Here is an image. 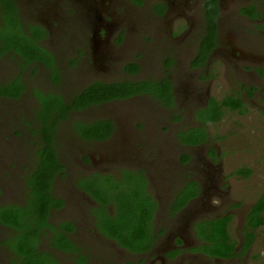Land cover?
<instances>
[{"label": "flooded vegetation", "instance_id": "flooded-vegetation-1", "mask_svg": "<svg viewBox=\"0 0 264 264\" xmlns=\"http://www.w3.org/2000/svg\"><path fill=\"white\" fill-rule=\"evenodd\" d=\"M127 1L135 8L147 3ZM206 1L184 0L189 8L172 10L160 0L146 22L133 23L99 0H0V234L14 233L0 239V246L16 256L8 264L18 259L14 237L27 231L2 223L7 211H15L28 230L41 227L38 238L31 236L34 246L40 235L48 236L41 264L45 257L59 264L53 251L62 254L61 263L96 264L95 253L116 247L124 252H110L116 261L109 264H147L150 257L161 258L160 264L238 260L200 252L194 226L233 217L217 213L225 180L214 169L218 153L209 147L208 126L219 124L227 112L245 114L257 86L264 93V0H210L214 5L208 10ZM192 8L184 31L174 35L166 24L163 30V23L173 24ZM145 35L155 48L142 44ZM168 48L172 55L159 71L149 56ZM3 62L10 72L2 70ZM216 63L226 72L238 70L244 82H234L219 100L202 94ZM152 66L157 77L149 75ZM229 98L242 107L223 106L217 121L201 119L213 114V99ZM200 129L205 140L187 143ZM47 144L58 166L51 169V198L40 226L35 206L43 198L36 199L32 183L40 172L39 151ZM235 173L248 177L251 171ZM127 200L138 210L152 205L151 234L145 232L138 244L149 245L146 250L130 252L101 229L103 222L117 220ZM244 222L235 253L242 250ZM260 232L255 230L253 244Z\"/></svg>", "mask_w": 264, "mask_h": 264}, {"label": "rangeland", "instance_id": "rangeland-1", "mask_svg": "<svg viewBox=\"0 0 264 264\" xmlns=\"http://www.w3.org/2000/svg\"><path fill=\"white\" fill-rule=\"evenodd\" d=\"M75 1L77 2L78 0ZM159 1L160 0H146L147 3L143 8H135L127 0H99V4L109 11L111 9L114 14L122 19L125 16L128 18L127 22L136 23L141 21L146 22L148 16L150 18L152 15V6ZM167 2L170 7H172V10H176L177 8L174 7H177L178 5H184L181 7L189 8L184 0H167ZM192 11H196V8H192V10L189 9L185 15L180 16L181 19H177L173 24L168 25L167 23H163V30H165L166 24V29H173L174 35H178L181 31H184V27H188L187 22ZM197 11L199 12L200 10ZM195 15L198 16L197 12ZM158 26L159 25L154 28L157 31ZM143 39L145 40L142 41L144 46L155 48L153 40H150V36L145 35L141 40ZM156 55L150 54V60L154 61L153 64H155V66L157 65L159 71H163L166 58H170L172 52L168 48V50L166 49L164 51L161 50L160 52H156ZM220 63H216V66L213 67V71H209V73L212 74L211 82L202 84L204 86V92L202 93L204 98L210 96L219 100L221 99V95L228 91V88L234 86V82L241 81L238 76V70L226 72L223 65L219 66ZM2 65V70H5V73L10 72L9 69H11V67L7 66L5 62H3ZM155 66H152V69H147H149V75L157 77V71H154ZM243 83L244 82L241 81V84ZM261 85H263V83H261ZM207 86L211 89H208ZM255 86L257 85L255 84ZM259 88L260 87L257 86L256 90H254L256 92L251 95V99L248 100L249 102L246 101L247 109L245 114L239 115L227 112L225 118L219 124L208 126V131L211 136L209 147L218 153L214 169L220 173L222 180H225L220 187L222 188V192L219 194V200L217 201L220 206H223H221L220 211H217V213L220 215L227 212L232 214L233 217L229 224V233L235 242L238 241V237L240 236L239 231L243 226V220L245 219V214L249 211L250 205L258 196L264 193V93H258ZM261 88L262 92H264V87ZM63 89L65 91L68 90V85L66 83L63 84ZM62 129L65 130V127L62 126ZM200 148L201 147H197L195 149ZM203 151H205L204 148ZM241 168L249 169L251 174L248 177L237 175L235 173L236 170ZM145 209H147V207H140L138 210L137 206H135L137 213L136 218L133 219L136 222L132 225H128L130 229L138 228L137 232L140 234L142 233L147 213L140 212H143ZM129 216L130 215L127 211L122 213L119 210L117 212V220L114 224L103 222L101 229L107 236H116L117 229H120L121 231L118 234L120 238L128 243L127 245L131 248H135V244H137L138 240L135 237L134 239L129 237L128 234L131 232L124 229L128 224ZM161 225H165L163 220ZM13 234L12 231H6L5 233L0 234V239H3L6 236H13ZM39 238L36 248L39 251H49L47 249L48 236L43 237L40 235ZM110 252L117 253L124 251L121 250V248L116 247L109 251L106 250L101 253H95L94 261L96 264H109V260L116 261L111 259ZM52 253L57 258L59 264L67 263V261L61 263V260L63 261L61 253H57L56 251H53ZM237 253L240 254L238 260L235 259L225 262L200 258L197 262L199 264H206L205 262H208V264H264V231H261L258 234L255 243L246 253L241 252V250ZM137 257L138 256L131 258L137 260ZM15 258L16 256L9 252L6 247L0 246V264H8L9 261ZM122 258L127 259L128 257L122 255ZM150 258L147 261V264H151L152 262L153 264L161 263V258ZM46 260L48 259L45 257L44 264H50L49 261ZM171 263L175 264L176 262L174 263L171 261ZM112 264L117 263L113 262Z\"/></svg>", "mask_w": 264, "mask_h": 264}, {"label": "trees", "instance_id": "trees-1", "mask_svg": "<svg viewBox=\"0 0 264 264\" xmlns=\"http://www.w3.org/2000/svg\"><path fill=\"white\" fill-rule=\"evenodd\" d=\"M206 9L208 7H213L214 2L207 0L206 1ZM209 9V8H208ZM207 9V10H208ZM205 42L203 43L204 48ZM18 49V47L16 46ZM24 48H28L27 46ZM23 47H20L21 52L24 54L27 50ZM147 85V84H143ZM168 86L167 81L162 82L161 86L164 88ZM167 94V91H166ZM228 101V102H226ZM223 106H229L230 109H240L242 105H240L239 101L234 100L233 98L224 99L221 100V102L215 101L214 99L210 102L209 107L213 108V114L209 118H201L204 111H201L199 114V118L202 120H208V121H217L221 117L223 111ZM243 111H241L242 113ZM189 140V139H188ZM205 140V133L202 129L196 130L195 136L193 138H190V140L187 143L190 144H199ZM40 151H45L44 154H41ZM39 151V154L41 156L39 169L40 171L37 175V178L35 182L32 183V186L35 187L36 191V199H42L43 203L38 204L35 206L37 216H39L38 220L40 222V226L42 224H45L46 221V214L48 210V201L51 198L50 195V186H51V180L54 176V172L51 171V169H54L58 166L57 159L54 155V149L51 146V144H47L45 147H43ZM238 174H244L247 175L249 173L248 170H239L237 172ZM53 203V202H52ZM122 206L120 208V212L125 213L126 211L130 215L128 218V224L124 228L127 231H130L131 233L128 234L129 237H134L138 240L137 244H135V248H131L128 243H126L124 240L120 238L118 235L121 231L120 229H117V235L111 236L113 237L117 243L129 249L130 252H137L139 250H146L147 247H142L138 244H142L149 235L151 234V225H150V213L152 210V205H148V209L143 210V212L140 213H146V223H144L142 228V233L140 234L137 232V229H130L128 225L134 224L136 221L133 218H136L137 211L135 210V206H131L130 200L122 201ZM55 207L59 206V203H54ZM123 215V214H121ZM149 215V217H148ZM108 217H111L108 215ZM1 221L4 224H7L10 226L13 231H27V233H21L17 234L14 239H17V243L13 245V249L15 251V254L18 255V259L14 261L13 264H41V256L42 253L34 246L33 239L31 238L32 235L37 236L41 227L38 225L36 228H32L28 230V227L25 223H22L17 215L15 214V211H7L3 212L1 216ZM230 222V217H222V218H216L212 219L210 221H202L198 222L194 229L198 231L197 238L202 243L198 246V250L205 255L211 257V258H219V259H228L235 255L239 256L240 254L235 253L234 248L237 245V243L230 237L229 231H228V224ZM114 224V223H111ZM145 224L147 227H145ZM264 193L261 194L255 202L251 205L249 211L246 214L245 222H244V228H243V245L241 247V252L246 253L249 248L252 246L254 241V233L255 230L260 229L261 231L264 230ZM147 232V235L145 234Z\"/></svg>", "mask_w": 264, "mask_h": 264}]
</instances>
